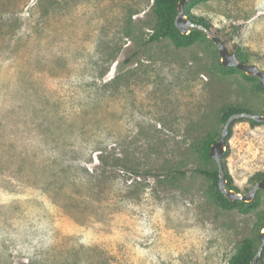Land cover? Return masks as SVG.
Returning a JSON list of instances; mask_svg holds the SVG:
<instances>
[{
    "label": "rangeland",
    "instance_id": "1",
    "mask_svg": "<svg viewBox=\"0 0 264 264\" xmlns=\"http://www.w3.org/2000/svg\"><path fill=\"white\" fill-rule=\"evenodd\" d=\"M153 4L0 0V264H231L258 242L264 190L226 208L196 169L218 168L200 151L226 106L264 115V86L221 70L214 42L147 43ZM187 10L264 70V0ZM238 119L222 162L245 193L264 174V122ZM100 153L128 169L93 182Z\"/></svg>",
    "mask_w": 264,
    "mask_h": 264
},
{
    "label": "trees",
    "instance_id": "2",
    "mask_svg": "<svg viewBox=\"0 0 264 264\" xmlns=\"http://www.w3.org/2000/svg\"><path fill=\"white\" fill-rule=\"evenodd\" d=\"M180 0H154L153 9L157 16V26L154 28L153 32L150 34L147 43H156L159 42L165 38H170L176 46L182 47V46H190L195 44L196 42L200 40H208L210 42H213L211 39L208 38L207 34L197 28H192L190 33L183 34L176 26L175 20L178 15L177 12V5ZM187 15L195 22L204 25L209 30H211L215 35L220 36V31L217 29L208 19H206L203 16H197L192 13H190L187 10ZM222 41L226 46H228L227 41L225 39L221 38ZM238 59L241 60V55L237 52H235ZM132 58L128 57L126 58V62L131 61ZM244 62V61H243ZM221 70L224 72H232L235 70H238L236 67H225L222 64L220 65ZM248 78H250L248 76ZM241 112H250L253 113L250 109L243 107L241 105H228L223 109V113L221 116V124H225L227 119L237 113ZM244 119H247L251 122L252 125H258L260 124L257 121H254L253 119L243 117ZM240 119H235L232 121L230 126L229 134L226 137V146H229V139L232 135V127L233 125ZM221 133L219 134L220 137ZM218 139L215 138L214 135H210L208 138H206L203 142V145L201 147V156L205 160L212 159L209 155L210 147L211 145L217 141ZM120 156V155H119ZM118 155L116 156H109L104 157L102 153L98 155L97 160L100 161V164L98 167L92 170V181L93 182H100L104 179H107L111 177L109 175V171L107 169H128V155H124L123 158L127 159L126 161H122L121 157ZM223 169L226 175V178L228 180L227 187L229 189L236 190L237 192H240V190L233 185V179L231 174L229 173L228 167L225 165V163L222 162ZM197 172H200L206 176H208L212 181L214 186L216 187L214 191V197L216 201H218L223 207L226 208H232L235 206H247V207H255L257 205V201L254 199L251 202H245L241 200H235L234 202H230L226 196H224L218 187V181H219V169H213L209 170L207 168L199 167L196 169ZM112 173V171H111ZM257 178L262 179L264 178L263 173H259L257 175ZM264 225H262L259 228L258 231V242H256L252 238H246L243 240V244L241 247L240 252L237 254V256L233 259L231 264H251L252 260L254 259L255 255L257 254L258 248L261 244V231L263 230ZM258 264H264V250L262 252L261 257L258 259Z\"/></svg>",
    "mask_w": 264,
    "mask_h": 264
},
{
    "label": "water",
    "instance_id": "3",
    "mask_svg": "<svg viewBox=\"0 0 264 264\" xmlns=\"http://www.w3.org/2000/svg\"><path fill=\"white\" fill-rule=\"evenodd\" d=\"M188 0H180L177 5V12L178 15L175 20V24L177 28L183 33L187 34L190 33L192 28H197L204 31L208 38L211 39L217 46L219 55L221 57V63L225 67H236L242 71H244L249 76H255L259 79V83L264 86V70L259 69L254 64H248L243 61H240L236 55V53L227 47L222 39L215 35L211 30L205 27L202 24H199L193 21L185 11V3ZM250 118L257 122H264V115L250 113V112H241L237 114L231 115L224 127L222 129L220 138L215 141L209 151V155L212 159H215L219 169V181L218 187L220 192L228 198L230 202H234L235 200H241L245 202H251L255 199L257 192L262 189L264 190V178L258 181L252 189L245 193L237 192L236 190L229 189L227 187L228 180L226 178L223 165H222V156L226 151V137L229 134L230 126L233 120L237 118ZM261 244L258 248L257 254L255 255L254 259L252 260L251 264H258V259L261 257L262 252L264 250V232L261 231Z\"/></svg>",
    "mask_w": 264,
    "mask_h": 264
},
{
    "label": "bare ground",
    "instance_id": "4",
    "mask_svg": "<svg viewBox=\"0 0 264 264\" xmlns=\"http://www.w3.org/2000/svg\"><path fill=\"white\" fill-rule=\"evenodd\" d=\"M263 232H264V228H263V230H262Z\"/></svg>",
    "mask_w": 264,
    "mask_h": 264
}]
</instances>
